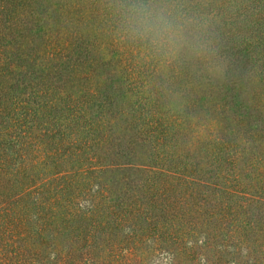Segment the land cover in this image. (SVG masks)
Listing matches in <instances>:
<instances>
[{"label":"rangeland","instance_id":"rangeland-1","mask_svg":"<svg viewBox=\"0 0 264 264\" xmlns=\"http://www.w3.org/2000/svg\"><path fill=\"white\" fill-rule=\"evenodd\" d=\"M116 2L0 0V207L100 168L120 170L108 186L129 198L130 169L150 168L254 199L263 214L264 0H169L205 25L220 77L148 58L118 34Z\"/></svg>","mask_w":264,"mask_h":264},{"label":"trees","instance_id":"trees-1","mask_svg":"<svg viewBox=\"0 0 264 264\" xmlns=\"http://www.w3.org/2000/svg\"><path fill=\"white\" fill-rule=\"evenodd\" d=\"M109 174H61L7 201L0 264H264L254 199L150 168L130 169L127 198Z\"/></svg>","mask_w":264,"mask_h":264},{"label":"clouds","instance_id":"clouds-1","mask_svg":"<svg viewBox=\"0 0 264 264\" xmlns=\"http://www.w3.org/2000/svg\"><path fill=\"white\" fill-rule=\"evenodd\" d=\"M112 16L119 35L161 64L183 58L202 63L210 77L224 64L211 35L181 5L169 0H117Z\"/></svg>","mask_w":264,"mask_h":264}]
</instances>
